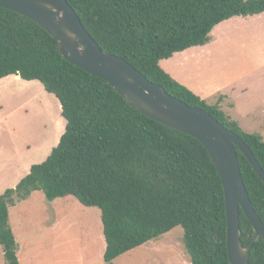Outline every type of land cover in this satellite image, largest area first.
Returning <instances> with one entry per match:
<instances>
[{
  "label": "trees",
  "instance_id": "obj_1",
  "mask_svg": "<svg viewBox=\"0 0 264 264\" xmlns=\"http://www.w3.org/2000/svg\"><path fill=\"white\" fill-rule=\"evenodd\" d=\"M99 46L121 56L172 96L196 105L237 133L264 170V139L219 105L178 82L160 61L205 46L224 20L264 13V0H67ZM38 80L60 102L63 133L49 155L0 194V246L19 264L9 208L40 190L48 201L74 196L101 212L104 261L177 226L191 264H229L223 185L205 146L132 108L111 85L61 56L36 22L0 6V79ZM16 76V77H18ZM250 201L264 222V183L236 148ZM240 240L254 231L240 210ZM249 264H264V240Z\"/></svg>",
  "mask_w": 264,
  "mask_h": 264
},
{
  "label": "rangeland",
  "instance_id": "obj_2",
  "mask_svg": "<svg viewBox=\"0 0 264 264\" xmlns=\"http://www.w3.org/2000/svg\"><path fill=\"white\" fill-rule=\"evenodd\" d=\"M211 36L205 47L183 50L187 72L207 87L222 85L218 94L228 95L223 110L264 139V13L224 20ZM173 63L174 56L161 65L168 70ZM207 101L214 104L213 97ZM64 127L59 100L40 81L13 75L0 79V194L49 155ZM9 217L20 264H79L89 247L95 252L105 243L100 209L84 206L74 196L48 201L36 190L11 206ZM172 236V248L160 245L159 251L146 252L147 261L178 259L184 249L183 228H173ZM135 251L138 255L140 250ZM0 264H6L1 246Z\"/></svg>",
  "mask_w": 264,
  "mask_h": 264
},
{
  "label": "water",
  "instance_id": "obj_3",
  "mask_svg": "<svg viewBox=\"0 0 264 264\" xmlns=\"http://www.w3.org/2000/svg\"><path fill=\"white\" fill-rule=\"evenodd\" d=\"M0 6L36 22L56 40L62 57L106 81L132 108L193 136L205 146L223 185L229 264H249L253 243L264 240V222L253 208L246 191L236 148L263 183L264 170L242 137L201 107L172 96L126 59L103 50L67 0H0ZM240 210L254 231L247 246L240 240Z\"/></svg>",
  "mask_w": 264,
  "mask_h": 264
},
{
  "label": "crops",
  "instance_id": "obj_4",
  "mask_svg": "<svg viewBox=\"0 0 264 264\" xmlns=\"http://www.w3.org/2000/svg\"><path fill=\"white\" fill-rule=\"evenodd\" d=\"M183 54H185L184 51L175 53L173 55L174 56V63L168 66L169 71L165 68L164 69L167 70L178 82L187 86L194 93L198 94L202 99H205L206 101L208 98L213 97V101L215 103L218 101V98L221 96L222 98H221V101L219 102V105L222 108V106L226 104L225 101L227 98H225V97L228 96V95L225 96V95H219L218 94L219 92L223 91L222 85H220L219 87H207L206 85L201 84L200 81L193 80L191 75L187 72V69H188L187 66H189V63H188L189 60H187L188 58L184 57ZM163 60L160 61V64ZM13 76H18V75H13ZM18 78H19V76H18ZM207 102H209V101H207ZM229 105H231V104H229ZM19 180H18V182H19ZM172 230L162 234L161 236H159L156 239L150 240V241H148V242H146V243H144V244H142V245H140V246H138L132 250H129V251L123 253L122 255L118 256L113 261H111V264H191L184 249H182V251L179 252L180 257L178 259L173 260L170 256H168L165 258H159L158 261H147L146 252H150V251L157 252V251H159V249H162V247H168V245H170L169 248H172L173 239H174V237L172 236ZM159 242H162V243H159ZM148 244H150V246ZM160 245H162V247H160ZM180 246H182V244H180ZM104 250H105V243H103V242H102V244H100L98 251L94 252L92 247H89V250L87 249L85 251V253L83 252V254L81 256L82 261H80L79 264H109L108 262L104 261V259H103ZM135 250H140L139 254H138L139 256L136 255ZM173 251H174V253H177L176 249ZM119 259H121L122 261H117Z\"/></svg>",
  "mask_w": 264,
  "mask_h": 264
}]
</instances>
